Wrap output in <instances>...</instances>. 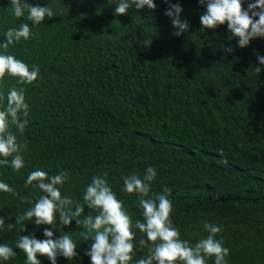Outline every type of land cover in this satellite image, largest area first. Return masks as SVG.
<instances>
[{"label":"trees","instance_id":"trees-1","mask_svg":"<svg viewBox=\"0 0 264 264\" xmlns=\"http://www.w3.org/2000/svg\"><path fill=\"white\" fill-rule=\"evenodd\" d=\"M29 2L51 6L56 16L34 26L27 12L17 18L10 0H0V42L9 28L22 23L32 31L28 40L0 53L40 69L32 85L8 75L0 80V93L6 97L12 87H24L30 105L23 135L12 128L25 145V167L0 166V182L15 193L0 192L5 219L0 244L15 249L21 235L32 233L45 239L43 228L50 226L25 221L7 227L43 195L38 187L25 186L30 172H69L62 195L83 202L91 178L107 171L134 223L143 221L142 210L135 194L121 191L122 177H143L152 166L157 170L152 192L171 190L172 220L182 239L194 244L206 237L203 222L208 220L223 227L216 238L230 249L228 264H264V71L252 69L258 66L255 53L264 55V38L240 49L235 39L229 41L226 24L202 29L199 18L206 8L198 0H171L181 4V18L190 23L179 37L164 15V0H155V10L133 5L121 16L114 15L120 0ZM146 38L152 39L151 47L141 44ZM222 45L235 52L225 53ZM88 212L85 207L84 215ZM84 231L75 221L63 226L57 216L55 237L70 234L80 253L71 261L59 257L58 264H90L84 250L91 240L80 235ZM134 231L130 264L148 251L138 244L146 235ZM15 251L0 264H26L25 254ZM37 258L50 264L46 256Z\"/></svg>","mask_w":264,"mask_h":264},{"label":"clouds","instance_id":"clouds-1","mask_svg":"<svg viewBox=\"0 0 264 264\" xmlns=\"http://www.w3.org/2000/svg\"><path fill=\"white\" fill-rule=\"evenodd\" d=\"M168 4L164 15L169 17L174 35L179 37L190 30V23L182 19L183 7L180 3ZM206 8L200 15L202 29H216L227 25L231 33L229 41L235 39L236 47L244 49L251 41L264 38V0H198ZM245 3L247 6L245 7ZM135 6L136 10L147 7L155 10V0H120L115 7L114 15H127L128 10ZM10 10L15 17L25 16L34 26L40 25L47 18L52 20L56 13L49 5L32 4L29 0H10ZM32 35L28 23H22L19 28H9L4 33V40L0 48L7 50L10 45L19 43L21 39L28 40ZM144 47H151L152 39L141 41ZM225 53H234L235 48L222 45ZM258 66H252L255 73L264 71V55L255 53ZM17 78L20 85H32L40 75L39 66L31 69L22 60L7 52L0 53V80L5 76ZM26 89L12 87L5 97L0 93V166H10L19 171L25 167L23 150L25 145L18 141L16 132L23 135L30 121V105L26 102ZM6 101V103H4ZM15 128L16 132L12 131ZM11 157V159H9ZM227 164V160L222 161ZM157 177V170L149 166L143 177L131 174L122 177V192L135 194L138 207L142 210L143 221L137 219L133 223L128 214L124 201L117 197L108 182V172L95 175L86 186L82 196L83 202L62 195L61 188L70 179V173L60 171L49 176L46 171L37 169L27 176L25 186L38 187L43 195L39 196L32 207L23 215L15 217V224L8 223L12 229L25 221H32L36 226H50L43 228L45 239H39L32 233L21 235L16 241L15 249L21 250L26 256V264H42L37 257L46 256L50 264H58V258L69 261L80 256L77 244L68 233L55 237L57 216L59 223L71 227L73 221L85 229L80 235L91 240V244L84 250V255L90 258V264H130L136 248L134 229L146 235L140 238L141 248L147 247V254L135 261V264H207L209 258H214V264H228L227 257L230 249L223 245L217 235L223 232L221 225L204 220L203 229L206 237L194 244L181 238L180 229L174 225L172 214L173 203L169 196L171 190L165 186L161 193L152 192V183ZM35 182V184H34ZM0 192L14 193L12 187L0 182ZM85 207L89 210L87 215ZM5 219L0 216V227ZM27 231L26 228L23 229ZM15 249L8 244H0V260L8 261L17 255Z\"/></svg>","mask_w":264,"mask_h":264}]
</instances>
